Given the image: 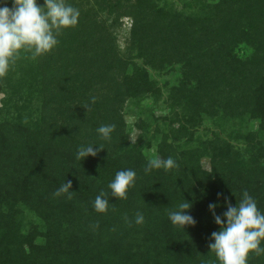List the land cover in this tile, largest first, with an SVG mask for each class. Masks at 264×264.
Wrapping results in <instances>:
<instances>
[{"label": "trees", "instance_id": "1", "mask_svg": "<svg viewBox=\"0 0 264 264\" xmlns=\"http://www.w3.org/2000/svg\"><path fill=\"white\" fill-rule=\"evenodd\" d=\"M66 2L80 11L78 24L62 30L48 53L21 51L0 76V264H219L209 248L219 226L208 205L217 203L222 216L225 197L235 206L247 191L264 211V0H183L186 9L173 12L152 0H95L88 9V0ZM105 10L132 18L127 55L97 19ZM135 50L155 68L182 63L185 79L171 107L182 104L188 117L174 130L184 136L177 144L167 121L152 132L140 120L142 135L129 140L125 98L141 84L156 102L162 97L146 70L140 80L133 70L119 81ZM206 116L214 123L207 140L190 127ZM102 125H115L110 140L97 132ZM145 140L178 167L146 172L155 157L142 151ZM82 145L104 150L79 161ZM204 156L212 157V172L202 169ZM125 169L136 180L118 199L108 185ZM67 181L71 195L56 196ZM101 191L110 202L104 213L93 206ZM184 200L196 224L183 229L168 213ZM137 212L143 224L135 223ZM247 264H264V253H250Z\"/></svg>", "mask_w": 264, "mask_h": 264}, {"label": "clouds", "instance_id": "2", "mask_svg": "<svg viewBox=\"0 0 264 264\" xmlns=\"http://www.w3.org/2000/svg\"><path fill=\"white\" fill-rule=\"evenodd\" d=\"M80 11L67 3L66 0H12V7L6 6V0H0V76H4L19 58L21 51L32 52L33 57L52 51L58 45V35L62 30L75 27L78 24ZM93 99V103H94ZM115 125H102L97 132L105 140L111 139ZM103 146H80L75 158L83 161L89 156H97ZM178 164L172 157L161 159L159 156L148 161L145 171L163 169L165 171L177 168ZM136 172L133 169L120 170L109 183L112 196L126 199L127 193L134 186ZM71 181H67L55 192L56 196L67 193L71 195ZM107 193L101 191L94 200L97 212H107L109 200ZM219 196V194H218ZM226 211L222 216L216 212L219 205H208L218 231L211 233L209 248L216 255L219 264H247L250 253H264L261 247L264 241V211L258 208L256 200L247 191L235 206L225 197ZM192 205L185 201L176 210L170 211L168 217L174 226L185 228L194 226L196 220L188 214ZM127 217L125 220L127 221ZM136 224L144 223V215L137 212Z\"/></svg>", "mask_w": 264, "mask_h": 264}, {"label": "rangeland", "instance_id": "3", "mask_svg": "<svg viewBox=\"0 0 264 264\" xmlns=\"http://www.w3.org/2000/svg\"><path fill=\"white\" fill-rule=\"evenodd\" d=\"M7 2L12 0H6ZM90 1L89 4H84L83 7L85 9H88L90 7H93L95 4V0H88ZM127 0H125L126 2ZM138 0H131L130 4L137 3ZM152 4H155V8L161 7L164 8L166 11H179L185 8L183 4V0H152ZM152 6H150L151 8ZM153 8V9H155ZM97 9H99L97 7ZM186 9V8H185ZM106 12H102L97 19L101 21H105L106 26L109 28L108 32L113 34L116 37V40L119 45V49L122 51L124 55L126 54V51L129 47V38H130V32L132 27V18L130 16H127L123 13V10H120L119 12H115L114 14H109L107 10ZM130 52V51H129ZM135 51H132L131 57L133 58L130 66H128L129 70L127 73H123L120 76H118V79L120 82L125 80V76L130 75L133 71L135 73V78L142 77V72L144 70L148 73V78L150 83H153L155 86L152 89H158L161 91L162 97L156 102L153 96L152 90H144L143 84L140 85V89H138L136 92L135 98H131L127 96L125 98V101L123 105H121L122 108V114L125 116V119L128 122V125L130 127V135L129 140L131 143H135L138 141L139 135H142L141 129L138 127V122L144 121L148 124H150V129L152 132H154L157 125H159L160 132L163 128L164 122L167 121V125H171V130L173 132H168L169 135V142H173L174 144H177L178 139H180V142L184 139V136H181L179 134V137L176 138V135L174 130H177L178 127L181 124V121H185L188 117V111H183L181 108L182 104H175V106L171 107L172 103V92L174 91V88L181 84V82L185 79V72L180 70V67L182 66L181 62L175 61L172 67L167 68H161L158 64L156 65L157 68L151 66L148 63V60H145L143 58H140ZM128 53V52H127ZM41 56V55H40ZM36 58H34L35 60ZM160 65V64H159ZM134 67V68H133ZM117 78V77H116ZM137 86V85H136ZM147 87V85H144ZM109 86H106V90H108ZM136 88V87H135ZM101 89V88H100ZM104 89V91H106ZM124 89H121V91H124ZM102 90L99 91V95H102L104 92ZM5 93H0V107L2 105V99L5 98ZM99 96L98 98H100ZM150 110H154L155 117L158 118V122L155 123V121L151 120L150 117ZM177 116V118H174L173 116ZM213 117L206 116L203 117L201 120V123L195 124L193 126H190L192 130L195 132L196 135H200L201 138L207 140L213 138ZM146 125V124H144ZM254 124H251L253 126ZM169 129V128H166ZM177 132V131H176ZM160 134V133H159ZM144 149L142 150L146 156L149 157H156L157 155V143H154L153 141L147 142L146 140L143 142ZM242 148H246V144L241 145ZM200 165L203 170L206 172H212L213 170V164H212V157L210 156H204L200 160Z\"/></svg>", "mask_w": 264, "mask_h": 264}]
</instances>
